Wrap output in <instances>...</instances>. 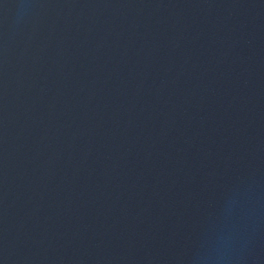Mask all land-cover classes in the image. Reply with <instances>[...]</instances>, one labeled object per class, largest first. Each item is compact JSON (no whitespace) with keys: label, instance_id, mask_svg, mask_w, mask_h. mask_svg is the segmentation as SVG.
Wrapping results in <instances>:
<instances>
[{"label":"water","instance_id":"1","mask_svg":"<svg viewBox=\"0 0 264 264\" xmlns=\"http://www.w3.org/2000/svg\"><path fill=\"white\" fill-rule=\"evenodd\" d=\"M0 264H264V0H0Z\"/></svg>","mask_w":264,"mask_h":264}]
</instances>
